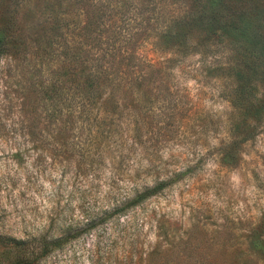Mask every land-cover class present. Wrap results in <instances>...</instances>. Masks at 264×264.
Listing matches in <instances>:
<instances>
[{
  "label": "rangeland",
  "instance_id": "374dc122",
  "mask_svg": "<svg viewBox=\"0 0 264 264\" xmlns=\"http://www.w3.org/2000/svg\"><path fill=\"white\" fill-rule=\"evenodd\" d=\"M95 1L114 30L96 49L80 0H0V264L33 258L9 238L46 233L66 240L43 264H264V111L232 105L225 44L185 28L193 0ZM143 27L137 54L169 92L91 91L103 44Z\"/></svg>",
  "mask_w": 264,
  "mask_h": 264
},
{
  "label": "trees",
  "instance_id": "16d2710c",
  "mask_svg": "<svg viewBox=\"0 0 264 264\" xmlns=\"http://www.w3.org/2000/svg\"><path fill=\"white\" fill-rule=\"evenodd\" d=\"M156 9L160 6L159 0H152ZM197 11L195 16L185 23L190 31L201 28L204 33V42L214 46H226L229 57L226 66L230 74L229 79L236 83L232 105L237 108L241 118L248 121L254 117L256 121L262 119L264 111V0H193ZM81 9L85 15L84 26L79 38L83 45L95 48L101 40L114 37L113 26L102 30L105 17L103 10L95 0H80ZM149 4L141 5V12ZM144 25V23H143ZM148 30L141 28L130 36L124 46H109L99 51V58L92 60L94 76L89 81L91 91L100 89L108 91L109 98L120 93L123 99L134 98L135 91H144L152 94L155 90L169 92L161 69L147 63L137 53V43L143 40ZM108 35V36H106ZM6 36H0V51L8 47ZM221 44V45H220ZM74 53L69 50L65 54V61L73 62ZM133 101V100H132ZM247 140V138H244ZM169 184L159 182L153 188H144L137 191L135 198H126L124 206L118 213H125L150 200L162 192ZM10 244L29 251L31 259L16 261L14 264H43L44 261L63 248L65 237L51 236L49 233L32 238L17 240L9 238ZM2 238L0 243L2 244ZM166 252V251H165Z\"/></svg>",
  "mask_w": 264,
  "mask_h": 264
}]
</instances>
